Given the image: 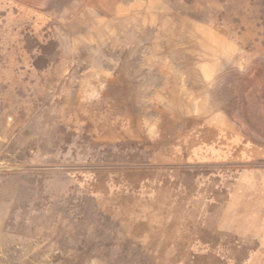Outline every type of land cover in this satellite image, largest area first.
I'll list each match as a JSON object with an SVG mask.
<instances>
[{"label": "rangeland", "instance_id": "374dc122", "mask_svg": "<svg viewBox=\"0 0 264 264\" xmlns=\"http://www.w3.org/2000/svg\"><path fill=\"white\" fill-rule=\"evenodd\" d=\"M0 264H264V0H0Z\"/></svg>", "mask_w": 264, "mask_h": 264}]
</instances>
